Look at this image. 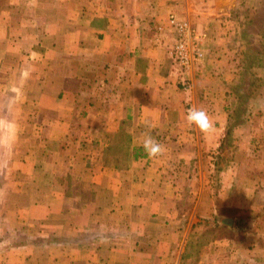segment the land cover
<instances>
[{"label":"crops","instance_id":"0c3cea01","mask_svg":"<svg viewBox=\"0 0 264 264\" xmlns=\"http://www.w3.org/2000/svg\"><path fill=\"white\" fill-rule=\"evenodd\" d=\"M259 6L0 0V264H264Z\"/></svg>","mask_w":264,"mask_h":264},{"label":"clouds","instance_id":"9594fccd","mask_svg":"<svg viewBox=\"0 0 264 264\" xmlns=\"http://www.w3.org/2000/svg\"><path fill=\"white\" fill-rule=\"evenodd\" d=\"M185 120L189 126H195L202 133H209L214 128V122L206 110L202 108H189ZM142 147L149 158H155L163 154L164 146L156 141L150 134L145 135Z\"/></svg>","mask_w":264,"mask_h":264},{"label":"built area","instance_id":"2783aa9c","mask_svg":"<svg viewBox=\"0 0 264 264\" xmlns=\"http://www.w3.org/2000/svg\"><path fill=\"white\" fill-rule=\"evenodd\" d=\"M170 23L176 28L179 29V31H183V28L187 29L185 26V23L180 25L175 21L173 16L170 17ZM188 34H192L191 32H188ZM192 37V36H191ZM194 41H196V38H192ZM192 41L190 38L189 40H185V42H180L176 47L175 51L177 52L180 61L183 65L186 67H191L196 59H198L202 52L200 51L199 45Z\"/></svg>","mask_w":264,"mask_h":264},{"label":"rangeland","instance_id":"374dc122","mask_svg":"<svg viewBox=\"0 0 264 264\" xmlns=\"http://www.w3.org/2000/svg\"><path fill=\"white\" fill-rule=\"evenodd\" d=\"M252 14H256V15H259V16H257L258 18L255 19L254 22H248L249 23L248 25L250 27H252V29H262L261 20L264 17V16H262V15H264V6H259V8ZM263 62H264V59H263Z\"/></svg>","mask_w":264,"mask_h":264}]
</instances>
